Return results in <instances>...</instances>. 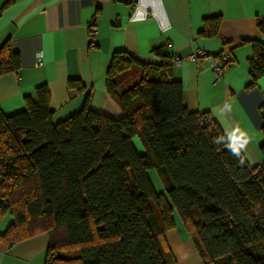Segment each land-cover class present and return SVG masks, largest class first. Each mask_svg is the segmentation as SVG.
Instances as JSON below:
<instances>
[{"label": "trees", "instance_id": "16d2710c", "mask_svg": "<svg viewBox=\"0 0 264 264\" xmlns=\"http://www.w3.org/2000/svg\"><path fill=\"white\" fill-rule=\"evenodd\" d=\"M206 22L203 33L215 35L221 18ZM258 27L264 34V18ZM254 45L252 85L264 76V44ZM170 62L113 55L107 89L124 112L117 120L87 97L79 113L54 124L47 84L24 110L0 109V222L14 217L0 238L12 246L47 232L45 264H177L165 238L177 212L204 264H264V161L252 167L212 118L205 123L209 114L188 111ZM20 68L5 43L0 75ZM260 150L264 158V143Z\"/></svg>", "mask_w": 264, "mask_h": 264}, {"label": "crops", "instance_id": "0c3cea01", "mask_svg": "<svg viewBox=\"0 0 264 264\" xmlns=\"http://www.w3.org/2000/svg\"><path fill=\"white\" fill-rule=\"evenodd\" d=\"M95 17L98 34L96 46L90 47L89 23ZM211 17L221 18L215 35L203 33ZM263 18L264 0H0V48L8 42L21 59L17 72L0 75V109L6 114L24 110L37 87L47 84L54 124L79 113L87 97L92 110L117 120L124 112L107 89L113 55L125 52L155 66L171 59L188 111L209 114L249 165L261 166L264 76L252 85L251 60L254 43L264 44L258 27ZM198 49L230 55L231 66L217 75L208 60L188 58ZM175 55L180 65L172 63ZM71 80L81 82L84 90L69 87ZM133 143L139 154L146 153L141 138L134 137ZM149 176L156 191L164 193L157 170ZM173 218L175 226L165 238L177 264H204L182 218L177 212ZM13 222L6 215L0 235ZM49 245L47 232L12 246L0 238V264H45Z\"/></svg>", "mask_w": 264, "mask_h": 264}, {"label": "built area", "instance_id": "2783aa9c", "mask_svg": "<svg viewBox=\"0 0 264 264\" xmlns=\"http://www.w3.org/2000/svg\"><path fill=\"white\" fill-rule=\"evenodd\" d=\"M97 34H98V26H97V18H93L90 23H89V45L90 47H95L96 46V39H97ZM42 53L38 52L37 53V63L42 64ZM190 60L192 61H201V60H208L212 67L213 70L217 73V75L221 76L223 75L228 68L231 66L232 59L231 56L228 54H221L218 56L210 55L203 49H198L194 53H192L189 57ZM172 63L174 65H180L181 64V58L179 55H175L172 58ZM211 121V117L207 116L205 119V123H209Z\"/></svg>", "mask_w": 264, "mask_h": 264}]
</instances>
